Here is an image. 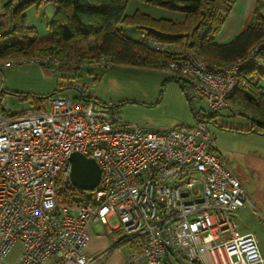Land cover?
I'll return each mask as SVG.
<instances>
[{"label": "built area", "instance_id": "2783aa9c", "mask_svg": "<svg viewBox=\"0 0 264 264\" xmlns=\"http://www.w3.org/2000/svg\"><path fill=\"white\" fill-rule=\"evenodd\" d=\"M143 39L171 51L170 44ZM161 60L158 68L205 100L192 126L124 124L77 81L78 98L60 93L47 107L17 114L0 106V259L20 242L14 264H88L87 225L99 221L109 232L120 231V243L136 246L130 264H264L254 235L240 232L235 220L239 208L253 207L250 196L214 151L213 133L203 122L231 108L228 99L252 79L250 70L264 72V39L232 65H210L190 50ZM24 62L52 70L62 63L50 55ZM93 65L109 69L112 63L100 57ZM74 151L96 160L100 180L64 202L58 188L72 186Z\"/></svg>", "mask_w": 264, "mask_h": 264}, {"label": "rangeland", "instance_id": "374dc122", "mask_svg": "<svg viewBox=\"0 0 264 264\" xmlns=\"http://www.w3.org/2000/svg\"><path fill=\"white\" fill-rule=\"evenodd\" d=\"M7 1L0 0L2 25L8 23L4 11ZM56 7L54 0H48L43 6L34 2L25 8V23L34 29L38 39L49 40L52 37L48 23ZM138 13L174 23H183L186 19L185 13L180 10L143 0H127L125 16L130 18ZM117 27L124 37L132 40H138L149 30L159 32L153 27L141 28L128 21L118 23ZM5 39H0V44ZM47 55L41 53L34 58ZM55 56L62 61L55 70L37 63H22L30 59L23 56L0 60L1 63L12 62L0 70L1 108L14 114L27 108L47 107L48 98L60 93L78 98L73 86L76 81L87 86L98 103L110 106L114 118L124 124L136 123L152 128L192 126L199 119L194 113L206 108L205 100L191 87L185 84L184 91L170 72L157 66L143 68L114 64L108 69L93 65L99 57L81 60L64 54ZM61 85L63 89H60ZM252 124L250 113L235 114L229 107L222 108L214 122L205 123L213 133L214 151L224 158L228 168L238 178H242L250 196L253 207L244 205L236 213L240 223L254 234L259 251L264 256V136L244 131ZM108 220L111 225L118 223L114 215Z\"/></svg>", "mask_w": 264, "mask_h": 264}, {"label": "trees", "instance_id": "16d2710c", "mask_svg": "<svg viewBox=\"0 0 264 264\" xmlns=\"http://www.w3.org/2000/svg\"><path fill=\"white\" fill-rule=\"evenodd\" d=\"M40 1L8 0L4 4L8 23L0 24V39L6 38L0 44V60L22 56L31 59L47 53L81 60L104 57L112 65L155 68L162 58L190 50L210 65L223 66L244 58L252 46L264 39V0H258L254 22L225 43L217 42L215 37L231 10L229 0H143L184 12L186 19L183 23L157 20L140 13L127 18L124 14L127 0H54L57 7L48 23L52 32L49 40L38 39L34 29L25 23V8L34 2L39 6ZM122 21L141 28L158 29L159 32L146 31L141 37L170 44L171 51L155 50L143 43L141 37L138 40L124 37L117 27ZM250 73L252 79L228 99V105L236 110L233 111L235 114L250 113L253 124L245 132L264 136V86L258 84L259 80H264V72L254 69ZM171 75L185 91L181 78ZM63 88L61 85L60 89ZM218 113L206 116L203 122H214ZM83 193L72 186L58 188L59 197L64 202L77 200Z\"/></svg>", "mask_w": 264, "mask_h": 264}, {"label": "crops", "instance_id": "0c3cea01", "mask_svg": "<svg viewBox=\"0 0 264 264\" xmlns=\"http://www.w3.org/2000/svg\"><path fill=\"white\" fill-rule=\"evenodd\" d=\"M229 1L232 2L231 10L226 16L224 23L215 37V40L219 43L230 41L243 29L251 25L255 20L258 0ZM262 13L264 14V8ZM258 84L264 86V80H259ZM221 158L224 160L222 156ZM224 162L226 163L225 160ZM241 184L245 189L244 183L242 182ZM235 220L240 232L253 234L252 231L240 223L239 216L236 212ZM113 226H116V224ZM87 232L90 239L84 249V255L88 264H130V256L134 253V251H136L137 248L133 243H120V231L118 229L109 232L101 222L92 221L87 225ZM22 250V244L20 242H16L13 245L11 251L4 258L0 259V264H14ZM45 264H49V262L47 261Z\"/></svg>", "mask_w": 264, "mask_h": 264}, {"label": "water", "instance_id": "95a60500", "mask_svg": "<svg viewBox=\"0 0 264 264\" xmlns=\"http://www.w3.org/2000/svg\"><path fill=\"white\" fill-rule=\"evenodd\" d=\"M69 162V178L72 186L83 191L91 190L97 186L101 171L94 158L74 151L69 156Z\"/></svg>", "mask_w": 264, "mask_h": 264}]
</instances>
